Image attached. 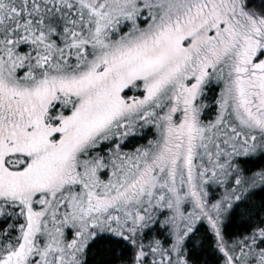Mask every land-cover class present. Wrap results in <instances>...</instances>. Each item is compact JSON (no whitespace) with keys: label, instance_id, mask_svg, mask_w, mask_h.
Listing matches in <instances>:
<instances>
[{"label":"snow or ice","instance_id":"obj_1","mask_svg":"<svg viewBox=\"0 0 264 264\" xmlns=\"http://www.w3.org/2000/svg\"><path fill=\"white\" fill-rule=\"evenodd\" d=\"M0 264H264V0H0Z\"/></svg>","mask_w":264,"mask_h":264}]
</instances>
